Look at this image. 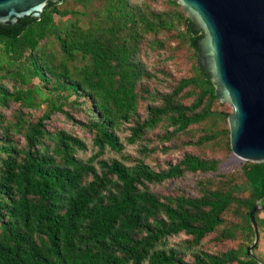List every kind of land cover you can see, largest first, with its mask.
Segmentation results:
<instances>
[{
	"label": "trees",
	"instance_id": "1",
	"mask_svg": "<svg viewBox=\"0 0 264 264\" xmlns=\"http://www.w3.org/2000/svg\"><path fill=\"white\" fill-rule=\"evenodd\" d=\"M166 6L63 0L48 3L40 20L0 24V107H18L9 119L0 112V264H263L246 249L254 241L249 213L259 200L264 204V163L216 175L221 160L195 154L164 168L145 162L157 150L147 138L157 128L168 141L206 124L196 144L216 140L232 153L230 114L215 107L222 102L198 65L202 33L176 0ZM161 34L194 61L192 75L165 94L149 90L156 77L141 58L144 44L164 47L155 39ZM41 106L35 121L23 113ZM65 108L82 115L80 126L91 135L95 150L87 159L77 154L87 150L82 139L46 129L56 114L74 121ZM123 130L129 134L122 139ZM14 135L23 138L22 148ZM124 142L137 144L139 157L122 154ZM105 152L120 160L104 159ZM187 174H208L197 179L196 195L149 188ZM263 212L254 214L258 236ZM181 234L187 239L169 243ZM239 237L235 248L208 250L209 241Z\"/></svg>",
	"mask_w": 264,
	"mask_h": 264
},
{
	"label": "water",
	"instance_id": "2",
	"mask_svg": "<svg viewBox=\"0 0 264 264\" xmlns=\"http://www.w3.org/2000/svg\"><path fill=\"white\" fill-rule=\"evenodd\" d=\"M63 0H0V24L41 19L48 3ZM202 38L198 65L211 78L215 96L228 104L232 155L243 162L264 163V0H176ZM264 201V197L262 198ZM259 200L249 213L258 242L254 214L264 210Z\"/></svg>",
	"mask_w": 264,
	"mask_h": 264
},
{
	"label": "rangeland",
	"instance_id": "3",
	"mask_svg": "<svg viewBox=\"0 0 264 264\" xmlns=\"http://www.w3.org/2000/svg\"><path fill=\"white\" fill-rule=\"evenodd\" d=\"M130 1L136 4H146L151 8V10L153 9L162 11L167 9L166 2L168 0ZM72 8L76 10L78 7L72 6ZM151 39L152 38L148 36L147 40ZM155 39L163 41L164 47L158 49L155 46L148 47L146 44H144L141 47V58L149 71L156 77L155 80L148 82L149 90H151V92L156 91L160 94H165L169 93L171 88L174 87L175 83H177L179 80L188 78L192 75V65L194 61L192 60L191 54L187 48L183 45H180L175 38L171 37V35L169 36L161 34ZM36 81L37 80L31 81L32 83L29 85V87L36 86L38 83ZM1 82L9 90L12 89L13 83H11L9 80L5 79ZM186 102H190V100H187ZM148 103L149 100H146L141 102L138 107V114L141 116V118L145 117V106ZM215 107L219 111L222 109V111L228 112L230 115L232 114L231 107L224 102L221 104L217 103ZM43 108L44 106H41V108L38 110H24L23 113L27 116V118L35 121L41 115ZM15 110H18V107L13 103L9 104L8 108L0 107V112L3 113L7 119L11 118V115ZM65 110H70V115L73 116L74 121L65 118L62 114H56L51 117L50 121L45 123L46 129L49 131L66 130L73 136L82 139L87 146V150L77 154L80 158L87 159L93 155L92 153H94L95 149H93L92 146L91 135L85 132V130L80 126V122H84V119L81 114H78L71 109L65 108ZM205 130H207L206 124L194 127L190 135H177L171 138V140L165 141L160 139V136L163 134V130L160 128L155 129L154 131L148 133L147 138L150 140L149 147H157V150L154 153L149 154L148 157H145V162L150 163V165L154 166L155 168H164L167 164H176L185 154H195L205 159L221 160L222 163L220 165L219 172L216 175L227 174L233 170L239 169L244 162L233 156L232 153L225 155L224 146H221L220 143H215L216 140H212L210 142L203 141L201 145L196 144L197 140L206 134ZM122 132L123 133L119 134L122 139L129 134L124 130ZM13 141L17 144L18 148H22L24 146V140L20 135H14ZM124 145L125 147L122 154L131 156L132 158L139 157V154L137 153V144L127 145L124 142ZM163 149L167 150L164 151ZM103 158H117L120 160L119 155L109 152H105ZM207 175L187 174L180 179H175L159 186H150L149 188L152 191L162 195H177L180 193L185 195H196L197 179L200 176ZM259 219H264V212L259 214ZM259 230L260 234L257 247L255 246L256 249H252L251 253H253L257 259H259L264 264V227H261ZM184 239L187 238L181 234L176 238H172L169 243L172 245L177 244L180 242V240ZM242 240L243 239L239 237L234 242H223L219 244L209 241L207 242V247L211 252H219L220 250H224L226 248H235L239 246Z\"/></svg>",
	"mask_w": 264,
	"mask_h": 264
}]
</instances>
